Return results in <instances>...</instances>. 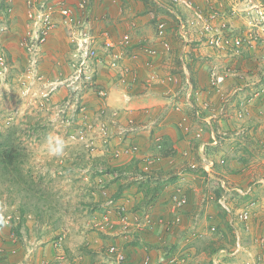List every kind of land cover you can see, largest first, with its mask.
Instances as JSON below:
<instances>
[{"label": "rangeland", "instance_id": "rangeland-1", "mask_svg": "<svg viewBox=\"0 0 264 264\" xmlns=\"http://www.w3.org/2000/svg\"><path fill=\"white\" fill-rule=\"evenodd\" d=\"M104 1L95 0L94 5L97 7H92V0H90L92 20L94 11H98ZM137 1L131 5L128 2L123 10L126 13L135 12L138 10L137 4L141 6L144 1L143 6H145L146 1L147 7H149L147 9L149 16L146 19L149 20V24L138 25V21H135L134 26L148 28L150 37L146 38L144 45L138 48L139 50L134 47L132 51L130 47L116 44L114 50L105 52L103 39L99 36L96 47H99L102 57L101 59L91 58L88 74H93V77L89 81L83 82V79L78 78L76 74L77 66L82 60V53L78 50V43L74 39L75 33L78 34L76 30H69L58 23L56 28L61 30L60 38L56 40L59 45H55V47H60L59 51L57 49L58 53L55 52L56 50L49 54L47 52L48 58L44 55L46 49L54 48L50 41L52 37L43 46L41 52L33 56L21 44L29 24L26 13L27 0L22 3L25 10L15 12V14L14 3H10L9 0H0V139L14 140L16 144L20 145V149L24 153L20 176L23 181H26L21 187L17 183L10 184L0 181V239L2 237H4L3 240L8 237L19 239L18 242H15L17 254L8 258L6 264L8 262L34 264L40 257H52L57 252L54 242L60 236H65L61 246L65 254V264H110L113 259L108 256L107 248L114 244L110 240L114 228L109 229L102 225L96 227L95 222L101 221L105 215L111 216L112 219L115 217L116 221L119 216L117 207L122 204L129 208V212L133 213V216L138 215L137 218L141 220L144 219V212L147 211L154 217L162 215L167 218L170 215H180L181 222L171 231H167L163 225H159L156 226V233L160 237L162 235L166 237V232L167 240L171 245L173 240H178L172 248L174 253L181 254L186 249L196 252L197 262L194 264H211L213 256L209 255V249L206 248L210 241H217V244L225 242L232 249L234 245L230 243V240L235 236L236 241L239 237L242 249L236 255H230L228 257L231 258L230 261L221 257L222 261L219 260L221 264H229L228 262L231 264H258L260 258L264 264V256L259 258L258 255L262 246L258 240H255L256 234L242 231L241 221L236 218L237 207L246 204L244 207L251 209L253 214L258 216L257 219L260 222L254 227L255 232L260 230L257 235L264 237V147L260 142L250 152L237 153V149L229 151L228 148L227 151L223 148H213L214 150L209 152L210 156L219 161L214 169V176H222L226 182L224 186L230 189L223 193L219 199L215 189L223 186L221 179L209 178L203 172L202 165L196 169L191 168L189 163L194 159L192 157L188 159L184 155L180 158L182 162L172 164V167L164 164L166 172L162 174L170 176L167 181L160 182L161 186H165L163 187L164 194L157 195V198L148 204L142 197L143 194H133L132 191H136L137 186L132 181L130 182L131 177L129 179L120 177L112 184L113 187L108 184L112 177H115L112 168L115 163H118V160L115 161V150L135 142L140 148L137 145L138 151L129 156H142L145 144L148 143L147 139L152 135L148 120L159 117L156 110L151 109L152 106L142 108V110L135 107L132 95L143 90L141 93L144 94L149 91L155 95L166 94L165 96L170 97L172 92L183 89L181 92L185 97L187 92H191L192 86L187 82L186 75L183 73L180 56L182 55L187 70H194L192 65L195 68L198 66L199 56L206 59L208 57L203 48L205 44L195 33L187 35L186 43L178 33L175 17L161 5L174 7L180 12L184 9L173 5L170 0ZM46 2L55 6L66 4L72 6L74 4V2L64 0H46ZM159 5L160 8H158ZM132 6L133 9H131ZM153 14H155L154 19ZM159 19L167 20L170 26L166 40L170 43L171 49L164 51L159 49L156 56L148 58L143 54L145 51L142 48H158L153 45L160 42V38L156 34V22ZM96 24V20L91 21L89 27H92L98 35L99 25ZM142 33L139 36L143 37ZM110 35L113 36L112 33ZM199 47L200 49L196 50ZM137 52H140V55ZM134 54L138 58L135 60L140 59V66L131 64ZM146 57L149 62H153V67L146 66ZM159 58L160 60H157ZM262 60L260 61L259 76L264 71V65H262L264 57ZM203 65H205L204 78H208L212 75L213 69L211 70L212 67L206 62L202 63L200 68ZM127 68H130V71H127ZM133 69L137 73H134ZM164 73L173 77L177 74L182 79L177 82L174 79L162 81L163 77L167 76ZM131 74L137 78L134 79ZM151 75H155V78H152V82L148 83L147 79ZM222 86L223 90L228 87L227 85ZM102 88H105L109 93L106 98L100 97L99 90ZM218 89L220 90L221 86ZM116 92L120 97L117 99V103H119L115 107V99L114 103L112 101V103H108L111 99L108 97L111 93L115 96ZM232 94L239 95L234 92ZM182 95L181 97H183ZM122 99L125 101V105H122ZM258 99L260 97L251 93L241 95L238 102L261 105V100ZM168 102L170 103L165 107L167 111L163 119L175 124L172 126L178 132L180 128L182 129L178 125L181 115L176 113L172 107L175 108V102L172 99H169ZM184 103L187 108L189 105L185 101ZM223 103L220 106L217 104L216 108L224 106ZM138 110L142 111L140 115L136 113ZM115 111H117V115L112 113ZM262 112L264 116V111ZM140 116L141 118H139ZM131 118H133V122H131ZM138 119H140L139 122L136 121ZM255 120L254 116L253 123ZM145 122L148 123L145 124ZM135 126L137 127L134 130ZM129 129L133 131L128 133ZM50 133L62 137L65 141V150L62 156L57 157L49 154L45 139ZM241 136L245 138L248 135L241 133L238 136H232V145L230 144V146L244 149V141L240 140ZM146 151L145 153L150 155L155 153L153 151L148 153L150 151L147 149ZM234 153L238 159L246 156L247 166L235 158L232 160L231 157ZM220 154L221 157L217 158ZM195 162L197 161L195 160ZM179 166L189 173L184 175L178 184L181 188H183L182 185L187 187L183 189L188 203L183 208H177L171 201V194L175 188V185L172 186V184L177 181L178 175L175 176V174ZM140 167L142 170H146L144 166ZM108 168H111L112 172ZM242 168H246V170L242 171ZM192 170L197 171L193 172ZM171 176H174L173 183L168 182L172 178ZM138 179L143 180L142 175H139ZM123 185L122 197L115 199V192ZM238 187H251V191L245 197L240 196L235 190ZM223 204L229 206L234 215L225 214ZM133 206L139 209L130 210V207L133 208ZM133 216L130 217L131 220L137 222ZM228 219L234 228H232L233 232L225 225ZM142 223L144 224V220ZM218 226H220V230L217 229ZM132 227L133 225H131ZM131 228L128 229V233H123L121 227L116 223V237L129 240L134 236L142 238L145 242V239L154 234L152 232V234L150 232L138 234L134 228ZM125 235H127L126 238ZM186 235L187 243L179 242L181 236ZM245 242H247L250 252L244 253ZM117 245L127 256L126 248L121 244ZM198 247L200 252L197 251ZM221 254L226 255V252ZM243 256L247 261L241 263L240 260Z\"/></svg>", "mask_w": 264, "mask_h": 264}, {"label": "crops", "instance_id": "crops-1", "mask_svg": "<svg viewBox=\"0 0 264 264\" xmlns=\"http://www.w3.org/2000/svg\"><path fill=\"white\" fill-rule=\"evenodd\" d=\"M24 0H11V3H14V14L15 12H19V11H23L24 5L22 7V3ZM46 1V0H45ZM64 1H68V2H74V4L72 6H77V4L81 1V0H64ZM98 1V0H96ZM136 0H105L104 4L100 6V8L98 9V11H94L93 13V17L94 19L92 20L91 18V14L90 15V25H91V21L96 20L97 24L99 25V28H97L98 32H100V30H108L110 31V33L113 34L112 39L113 41H115V43L120 39V37L122 36V34L124 33H130L132 36V43L130 46L131 49L130 50H134L137 48H141V45H144L146 38L150 37L149 34V30L148 28L142 26V27H133V24H135V21H138V25H145V24H149V20L146 19L149 16V10L147 11V9H149V7H147L148 3L145 1V6H143L144 1L142 2L141 6H138L137 1V11L135 12H130V13H126L124 12L123 8L128 5V2L131 3L135 2ZM200 4H202L204 7L206 8H210L212 3L214 2H208V0H197ZM264 1V0H263ZM95 0H92V4L91 6L93 7H97L96 5H94ZM160 3V2H158ZM68 5V4H66ZM163 5V4H162ZM133 9V6L132 8ZM186 11H182L181 15H179V17H181L183 14H185ZM19 14V13H18ZM178 16V15H177ZM153 19L155 18V14H153ZM131 18V19H130ZM134 18V19H132ZM142 20V21H141ZM233 25H235V29L236 31L240 30L241 28H243V23L242 21H238L236 24L234 23ZM60 31L59 29L55 30V33L53 35V38L50 40L52 42V47L54 46V48L50 49H46L44 52V55L46 58H48V54L55 51L57 52L60 50V47L57 46L55 47V45H59L57 38H60ZM143 32V33H142ZM142 33V36H139V34ZM62 35V33H61ZM142 37V38H141ZM118 46L120 44H118V42L116 43ZM205 44V43H204ZM203 44V45H204ZM147 45V44H145ZM200 45V44H199ZM198 45V46H199ZM202 45V44H201ZM202 45V46H203ZM206 45V44H205ZM203 46V48L205 49V52H207V59L203 58V56H199L200 57V61L198 66L195 68L194 65H192V68L194 70H187L186 64L184 63L183 60H181V64H182V69H183V73H185L186 75V80L189 84H191L192 86V90L191 92H187L186 96L184 97L183 92H181V90H178L176 92H172L171 96H165L166 94H153L151 92H145L141 93L143 90H139L138 94L134 93L132 96L134 97L133 101H135V107H139L141 110L142 108H146L149 106H152L153 108H151L152 110H156V113L159 114L158 118H154L150 120H148V122H145V124L148 123L149 127L152 130V135L151 137H149L148 143H144L146 145L145 147V151L142 152V157L143 160L141 162V165L145 167L146 170L151 171L154 174V180H157L156 182L159 184L160 182H164L167 181V179H169L170 176H164V172H166L164 164H167L169 166H173L172 164L175 163H179L182 162L181 161V157L182 155H184L185 157H188V159L190 157H192L194 159V161H191L189 164L191 165V168H199L200 165H203L206 163L205 161L208 162H212L213 166H210V173L206 172V174L208 175L209 178H216V179H221L220 181H222L223 183L226 184L225 179L222 176H214V169L216 167V163L219 162L218 159L213 158L212 156H210L209 152H212V150H214L213 148H218L221 149L223 148V150L227 151V148L229 151H234L235 149L237 153H241L244 151H249L253 148L256 147V143L258 144L259 142H264V116L262 115L264 111V107H260V106H264V98H260L258 100H261V105H258V103L256 104H249L248 102H241L239 103V99L241 95H247V94H251L253 93L254 96L255 92L258 90L259 86L261 84H264V71L261 73V75L259 76V69H260V61H263V57H264V47L262 48L261 46L252 48L250 46H246L244 47L241 52L237 53V51L235 50H218L212 47H209L208 45ZM116 46V45H115ZM154 47H158L157 50L159 51V49L161 51H164V46L162 44V41L160 40L159 44H154ZM201 46V47H202ZM51 48V46H50ZM199 48H196V50H199ZM139 50V49H138ZM141 50V49H140ZM142 50H144L142 48ZM141 50V52H142ZM160 51V52H161ZM48 52V54H47ZM140 55V52H137ZM167 53V51H166ZM165 53V54H166ZM143 54L145 56H147L148 58L151 56H149L146 52H143ZM122 57V56H119ZM146 57L147 60H149ZM182 57V55L180 56V58ZM205 57V56H204ZM142 58V57H141ZM145 59V60H146ZM142 60V59H141ZM155 60V58L153 59V61ZM157 60H160L157 59ZM143 62V60H142ZM209 63L210 66L212 68H210L212 70L211 74H215V75H222L224 77V81L222 83L219 84H213L212 83V75L209 76L208 78H204V74H203V69L205 67V65H203L200 68V65L202 63ZM212 63V65H211ZM131 64L135 65H141L140 59L139 60H131ZM264 65V64H262ZM147 66V65H146ZM235 67V69L237 68V71H239L242 74V77H236V76H231L229 74H227V69H233ZM133 68V66H132ZM246 68V69H245ZM134 70V69H133ZM145 70V68H144ZM140 71V70H139ZM138 71V72H139ZM161 73L162 69H160ZM134 72H136L134 70ZM137 73V72H136ZM161 73H159L161 75ZM190 75H189V74ZM132 75V74H131ZM169 76L170 74H165ZM134 79H136L137 77H135L134 75H132ZM163 76V74H162ZM166 76V78H167ZM177 78V81L181 80L179 78V76L176 74L175 75ZM190 76V77H189ZM165 78V76L163 77ZM230 82V84H229ZM228 86L226 90H223V86ZM221 89L219 90L218 88ZM238 86H244V90L240 93H237L239 95H233L232 93L234 92V89ZM109 94V93H108ZM112 94V93H111ZM108 97V99H110V102L108 103H112L113 100L115 99V107L116 105L119 103H117V99L120 97L119 95H117L118 93H115V96L111 95ZM183 94V95H182ZM181 95L183 97H181ZM113 96V97H112ZM257 97V96H256ZM124 99V98H123ZM121 100L122 105H125V99ZM169 99H172L176 106L173 109L176 113H180V117L181 119L179 120V122L181 120H187L183 125H180L178 122L179 127H182V129L180 128V130L177 132L174 130L172 125V122L167 121V119H163L165 113H166V105L170 102H168ZM187 102V104L189 106H187V108L185 107L186 103H184V101ZM228 100V102H227ZM112 101V102H111ZM224 102V103H223ZM156 103V104H155ZM225 104L227 103V105H225V110L220 112L219 108H216L217 104ZM174 104V105H175ZM184 104V105H183ZM231 104V105H230ZM156 105V106H154ZM178 105V106H177ZM235 106V107H234ZM157 107V108H155ZM263 109V110H262ZM136 111V113H139L142 111ZM149 112V110H147ZM146 111V112H147ZM255 116V121L253 123L252 118ZM253 116V117H252ZM141 118V116L139 117ZM137 122L140 121V119L136 120ZM166 121V122H165ZM131 122H133V118H131ZM144 124V125H145ZM132 125L134 126V123H132ZM137 126H135L133 129L135 130ZM146 127V126H143ZM139 128V127H138ZM137 128V129H138ZM132 129V128H131ZM128 133L133 131V130H127ZM157 132V133H155ZM241 133L248 135L245 138L243 136L240 137V140L244 141L243 145H244V149L242 150L240 147H234V146H230L231 141L233 139V137H235L236 135H240ZM156 134V135H155ZM165 135L167 137H170L172 140V144L173 147L176 151L175 155L169 156V157H163L159 154V151L157 149H159L158 143L160 142V140L163 139V137H165ZM233 136V137H232ZM223 139V140H222ZM219 144V145H218ZM131 145H138L135 142H133V144ZM232 145V144H231ZM138 147L140 148V146L138 145ZM149 150L151 153L152 151L155 152L154 155L153 153L150 154H146L145 152ZM222 153V152H221ZM224 153V152H223ZM236 154L234 153L233 157ZM155 156V157H154ZM133 156H125L122 159H115L118 160V163H115L116 167L119 166H126L128 165L130 162L133 161ZM220 156H218L217 158H220ZM233 157H231L233 159ZM248 157V156H247ZM155 158V159H154ZM243 158H246V156H244ZM195 160L197 162H195ZM222 159H220L221 161ZM237 160V159H235ZM240 160V159H239ZM246 160V159H245ZM222 162H224L222 160ZM157 164V166H156ZM140 165V166H141ZM154 166V167H153ZM213 168V170H212ZM154 169H158V170H154ZM246 170V168H242V171ZM161 171V173H160ZM193 172H196L197 170H192ZM130 172V171H127ZM132 176L130 173H125L127 175H129V178L134 177V173L131 171ZM189 174L185 171L184 168H182V166H179L178 171L176 172L175 176H177V181H175L173 185H175L174 190L180 189L183 193L185 192L184 189L187 187H184L182 185L181 188L180 186H178L180 179L183 178L184 175ZM116 176H118V174H115V178ZM172 178L170 180H168V182H172L174 181V176H171ZM226 178H228L226 176ZM263 180V179H262ZM155 183H152V185H155ZM114 182L111 181V187L112 184H114ZM169 183V184H170ZM171 186V187H172ZM164 185L161 186L159 185V189L160 191L157 193V195H163L164 194ZM233 190V189H232ZM132 191V190H130ZM172 191V192H173ZM227 191H230V189L225 186V193ZM108 192V191H107ZM133 194H143L142 191H138L136 188V191H132ZM185 194V193H184ZM123 195V193H122ZM143 197V196H142ZM188 203V202H187ZM261 203V201H260ZM187 205V204H186ZM185 205V206H186ZM243 204L240 207H237V209H240L242 207H244ZM263 205V204H262ZM125 207L128 215L130 214L131 216H133V213L129 212V208L126 207L125 204H122L120 207ZM119 207V206H118ZM117 207V208H118ZM139 208L133 206V208L130 207V210L134 211V210H138ZM189 209V208H188ZM192 210V208H191ZM137 212V211H136ZM145 215L147 213H150L149 211L144 212ZM129 215V227L128 228H124L123 224L118 216V219L115 221V217L113 220L114 225L117 223L118 226L121 227V232L123 233H128L129 232V228H131V225H133L132 228L135 229V231H137V233L139 234L140 232H152L154 234H152V236L148 239H145V242L142 238H135L133 236V238H130L132 240H123L122 238H117L116 234H115V227H114V232L111 233L112 238H110L112 243H117V244H121L123 245L126 250H127V260L123 263V264H156V263H161L163 262V264H166L169 260V258L173 257L176 258L177 260V264H194L196 261V255L194 251L190 250V249H186L185 252L183 253H174L172 251L173 245L176 244V242H178L177 239L173 240V244H169L168 240H167V233L166 237L165 235L162 237H160V235H157L156 233V226H159L158 224H154V225H150L147 227H142V221L138 215H135L133 217H135V220L137 222H134L133 220H131V216ZM150 215H152L150 213ZM251 219L249 221V223L247 225H245L244 223L241 222L242 225V231L244 232H251L252 234H256L255 235V240H258L260 238H264L262 236H258L257 234H259L260 230L257 231V233L255 232L256 229H254L255 226L259 225L260 222L257 219V215L251 214ZM153 216V215H152ZM162 216V215H161ZM173 215L168 216L167 218H171ZM163 217V216H162ZM166 218V216H164ZM199 214L197 215L196 219L198 220ZM231 220V218H230ZM131 221V222H130ZM133 221V222H132ZM141 226V227H140ZM246 226V227H245ZM125 230H124V229ZM131 228V229H132ZM264 229V227H263ZM243 232V233H244ZM127 237V235H125V238ZM4 237H2V239H0V248L4 249V253L0 256L1 257V264H6L8 261V258L12 257L15 255V253L17 254V250H16V245L15 242H18V238H12V237H8L5 240H3ZM187 235L186 236H181L179 242L181 243H187ZM246 244L243 246L244 247V253H247V251H249L248 247H247V242H245ZM116 244V245H117ZM128 244V245H127ZM170 245V246H169ZM264 247H260V252H259V258L260 256H264V251H263ZM224 249H219L215 255H213V262L215 263L216 261L221 260L222 258H226L227 261H230L231 258H228L230 256L228 255H224L221 253H224L225 251H222ZM96 251V250H93ZM190 251V252H189ZM97 252V251H96ZM250 252V251H249ZM215 256V258H214ZM54 257V255L52 257H40V259H37L36 263L34 264H41L42 260L44 259H52ZM150 257V260H147V258ZM155 257V258H153ZM246 257L243 256L242 260H240L241 263L246 262L247 260H245ZM153 259V260H152ZM260 261H258V264H262L261 262V258L259 259ZM10 261V260H9ZM151 261V262H150ZM6 262V263H5ZM223 263V262H222ZM229 264H231L230 262H228ZM8 264H12L10 262H8ZM110 264H114V262H111ZM115 264H118L115 262ZM216 264V263H215ZM254 264V263H253ZM257 264V263H255Z\"/></svg>", "mask_w": 264, "mask_h": 264}, {"label": "built area", "instance_id": "built-area-1", "mask_svg": "<svg viewBox=\"0 0 264 264\" xmlns=\"http://www.w3.org/2000/svg\"><path fill=\"white\" fill-rule=\"evenodd\" d=\"M8 1V0H7ZM10 1V0H9ZM170 2L184 9L186 13L184 17H179L178 33L188 41L187 35L189 33H195L200 41L208 45L209 47L224 51L235 50L237 53L250 46L252 48L261 46L264 47V1L263 0H208L212 3L210 8L204 7L197 0H170ZM26 13L28 18V27L25 34L22 37L21 44L24 48L32 53L33 56L38 55L41 52L43 46L53 37L58 23L69 30H76L78 33L74 36L78 43V50L82 53V60L77 66L76 74L83 82H87L93 77V74H88L89 61L91 58L101 59L99 47H96L98 37L103 39L105 52L114 50L116 43L121 46L128 47L132 43V36L130 33H124L120 39L115 43L110 35V32L106 29L101 30L99 34L93 30L90 26V0H81L77 6L48 4L44 0H27ZM238 21H242L243 28L236 31L235 25ZM135 24H133L134 26ZM88 26V27H87ZM170 26L167 20L159 19L156 24V34L161 39L164 46V50L171 49V45L166 40ZM80 32V33H79ZM74 35V33H73ZM185 43V44H186ZM185 50V49H184ZM144 51L149 56L157 55V48L145 47ZM136 54L133 55L134 59H138ZM146 65L153 67V62L146 61ZM130 71V68H127ZM136 73V72H134ZM227 74L236 77H242V74L237 71V68L227 69ZM136 75V74H135ZM152 78L155 75H151L147 79L148 83L152 82ZM92 79V78H91ZM177 82L176 76L169 75L167 78H163L162 81L173 80ZM212 83L219 84L224 81L222 75L212 74ZM244 86H238L234 89L235 93H240L244 90ZM101 98H106L108 92L105 88L99 90ZM255 95L260 98H264V84H261ZM225 106V104H223ZM221 106L220 112L225 110V107ZM117 115V111L112 112ZM185 120V119H184ZM184 120L179 122L180 125L184 124ZM138 147L136 145H128L115 150V158H122L123 156H129L136 152ZM155 159V158H154ZM203 168L206 172L210 173V166L213 163L205 161ZM223 187L224 183L222 182ZM236 192L240 196H246L251 191V187L248 188H236ZM171 201L177 208H183L188 202L187 196L177 189L171 194ZM229 214L234 215L233 211L223 204ZM119 218L126 229L129 227V215L125 207H118ZM252 211L247 207L237 209L236 218L245 225H247L251 219ZM144 224L142 227L150 226L151 224L163 225L167 231H171L182 220L180 215H175L171 218H165L162 216L154 217L147 213L144 217ZM96 227L100 225L106 226L109 229L115 227L114 222L109 215H105L101 221L95 222ZM140 226V227H141ZM123 228V229H124ZM124 229V230H125ZM127 230V229H126ZM65 236H60L55 242L54 247L57 252L52 259H44L41 264H65V254L63 253L61 246ZM236 242L234 250L230 253L234 255L238 253L242 246L239 241V237ZM260 245L264 246V238L259 239ZM222 251L226 252V255H230L227 249ZM4 253V249L0 248V256ZM107 254L113 259L112 262L123 264L127 260L125 252L118 247V245L112 244L107 248ZM150 260V257L147 258ZM1 261V257H0ZM221 264L220 262H216ZM166 264H177L176 258H169Z\"/></svg>", "mask_w": 264, "mask_h": 264}, {"label": "trees", "instance_id": "trees-1", "mask_svg": "<svg viewBox=\"0 0 264 264\" xmlns=\"http://www.w3.org/2000/svg\"><path fill=\"white\" fill-rule=\"evenodd\" d=\"M161 6L165 7V9L169 13H171L172 16L175 17V19H177L176 13L181 15L180 10H175L176 13L172 12L175 9L174 7H169L168 5H166V6L161 5ZM156 7H158V6H156ZM158 8H160V5ZM150 10H152V9H150ZM171 140L172 139L170 137H167L165 135V137H163V139L160 140V142L158 143L157 147H159V149H157V150L159 151V154L161 156L169 157V156L176 154V151L173 147ZM258 144L256 143V146ZM261 145H263V147H264V142H261ZM23 156H24V153H23V151H21L20 145L16 144V142L14 140H9V139L1 140L0 139V181L8 182L10 184L11 183H13V184L17 183L20 185V187L22 184H24V182H26V181H23L22 176H20L22 174L21 173V164H22V161H24ZM142 157L145 158V156H134L133 161L130 162L126 166H119V167L113 166V168H112V169H114L113 172H115V174L116 173L118 174V176H116V178L112 177V174L111 173L110 174L112 177L111 181L114 182V181L118 180L120 177L122 178V176L125 177V179H129V175H127L125 173H130L132 176V173H131V171H132L135 176L133 177V179L130 178L131 179L130 182L132 181V183H134V185L136 184L135 186H137L138 191H142L143 198H144V200H146V203L148 204L151 200H154L155 198H157V193L160 191V189H159L160 183L158 184L156 182L157 180H154L155 177L151 171L141 169L140 165H141V162L143 160ZM234 158L247 166L248 160H245L246 158H243V157L239 158L240 160L236 156H234L233 159ZM133 168H134V170H133ZM112 169L108 168V170L110 172H112ZM127 171H130V172H127ZM203 172L206 173L205 170ZM160 173H161V171H160ZM139 175H142L143 180L138 179ZM155 182H156V184L152 185V183H155ZM108 184L110 185L111 182H108ZM128 185H130V184H128ZM123 187H124V185L122 187H120L119 190H117L115 192V199L122 197V192L124 190ZM215 192L217 193V198L219 199L222 196V194L225 193V188L223 186H219L218 189H215ZM42 198H45V197L42 196ZM223 212L225 214L227 213L228 216L230 215L225 208H224ZM225 225L228 226L227 229H229L231 232H233V230H232L233 226H231L232 224H231L229 219L227 222H225ZM217 229L220 230V226H218ZM235 241H236V236L230 240V243L233 244L234 247L236 245ZM230 247L231 246L227 245L225 242H220L219 244H217V241L216 242L210 241L209 246L206 245V248L209 249V255L210 256L215 255V253L219 249L220 250L221 249H228L229 252H231L234 247L232 249H230ZM199 250L200 249L198 247L197 251L200 252ZM156 264H163V262L156 263ZM211 264H215V263L212 261Z\"/></svg>", "mask_w": 264, "mask_h": 264}, {"label": "clouds", "instance_id": "clouds-1", "mask_svg": "<svg viewBox=\"0 0 264 264\" xmlns=\"http://www.w3.org/2000/svg\"><path fill=\"white\" fill-rule=\"evenodd\" d=\"M10 3H11V0L9 1ZM179 8V7H178ZM180 9H182V8H180ZM175 10H177V9H174L172 12H174V13H176V11ZM184 12V11H183ZM179 16V14L178 13H176V22H177V27H178V24H179V19H178V16ZM181 17H184V14L181 16ZM158 22V21H157ZM157 24V23H156ZM161 40V39H160ZM181 60H183V58L181 57L180 58ZM175 76V75H174ZM108 96V95H107ZM45 144H46V146H47V150H48V152H49V154L50 155H52V156H62L63 155V153H64V150H65V141L63 140V138L62 137H60V136H58V135H55V134H52V133H50L47 137H46V139H45ZM204 169V168H203ZM249 195V194H248ZM247 196V195H246ZM245 197V196H244ZM16 238V237H15ZM237 242V241H236ZM236 246V245H235ZM262 246V245H261ZM262 247H264V246H262ZM235 248V247H234ZM234 248L232 249V251L234 250ZM228 250V249H227ZM229 251V250H228ZM231 251V252H232ZM231 252H229V254L231 253ZM231 255V254H230ZM230 255H228V256H230ZM234 255H236V254H234ZM216 262H219V261H216ZM215 262V263H216ZM217 264V263H216Z\"/></svg>", "mask_w": 264, "mask_h": 264}]
</instances>
